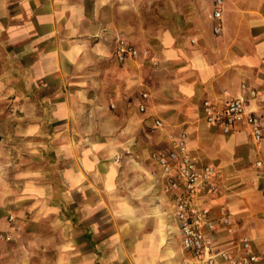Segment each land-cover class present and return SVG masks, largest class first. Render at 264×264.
Returning <instances> with one entry per match:
<instances>
[{
  "label": "crops",
  "instance_id": "crops-1",
  "mask_svg": "<svg viewBox=\"0 0 264 264\" xmlns=\"http://www.w3.org/2000/svg\"><path fill=\"white\" fill-rule=\"evenodd\" d=\"M212 9L0 0V264L194 262L173 214L178 191L151 157L169 132H184L196 165L220 173L217 194L196 200L216 221L212 249L238 254L248 235L264 264V117L255 141L239 123L224 132L202 106L218 111L243 93L264 108L240 89L264 97V0H224L219 32ZM118 37L139 55L118 62Z\"/></svg>",
  "mask_w": 264,
  "mask_h": 264
},
{
  "label": "built area",
  "instance_id": "built-area-1",
  "mask_svg": "<svg viewBox=\"0 0 264 264\" xmlns=\"http://www.w3.org/2000/svg\"><path fill=\"white\" fill-rule=\"evenodd\" d=\"M212 14L215 20L213 31L221 30L220 19L224 0H211ZM142 54L147 56V50ZM114 55L118 62H124L128 58H135L139 55L137 48L128 43L124 38L118 37ZM155 63V60L153 61ZM242 91H247L248 96L257 104L264 103V97L251 85L243 82L240 84ZM147 96L146 92L142 93ZM203 111L209 122L220 121L224 132L230 127L239 123L249 129L253 140L259 141L263 136L262 118L264 108L261 113H255L248 106L247 97L240 93L228 99L223 107L218 111H213L212 103L209 100L203 101ZM139 110H144L143 105H139ZM160 119H155L154 125L161 126ZM168 146L164 149L153 150L151 157L159 168L163 177L164 188L166 190L178 191L175 196L173 214L178 221L181 235L180 243L184 250H187L195 259L190 264H262L258 254L253 250L251 239L248 235H243L240 239V252L232 254L226 249L213 250L212 236L210 232L214 229L216 221L212 218L211 209L208 205L197 203V196L200 191H205L210 196L217 194L218 185L216 179L220 173L211 164L198 167L190 157L186 144V134H168ZM121 155L117 153L115 160L119 161ZM258 165L261 161L257 162ZM222 214L221 223L228 225L231 221L230 215L224 206L219 207ZM13 216L9 215V219ZM234 230V229H233ZM6 239L10 236L5 235Z\"/></svg>",
  "mask_w": 264,
  "mask_h": 264
},
{
  "label": "rangeland",
  "instance_id": "rangeland-1",
  "mask_svg": "<svg viewBox=\"0 0 264 264\" xmlns=\"http://www.w3.org/2000/svg\"><path fill=\"white\" fill-rule=\"evenodd\" d=\"M170 133H172V132H169L168 134H170ZM258 161H261V160H258ZM258 161H257V162H258ZM257 164H258V163H257ZM261 164H262V163H261ZM261 164H260V165H261Z\"/></svg>",
  "mask_w": 264,
  "mask_h": 264
}]
</instances>
